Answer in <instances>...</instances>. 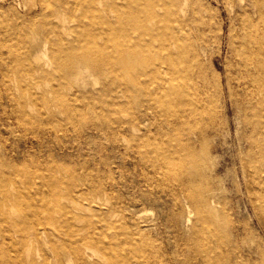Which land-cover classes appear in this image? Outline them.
<instances>
[{"label":"bare ground","instance_id":"6f19581e","mask_svg":"<svg viewBox=\"0 0 264 264\" xmlns=\"http://www.w3.org/2000/svg\"><path fill=\"white\" fill-rule=\"evenodd\" d=\"M62 6L58 0L44 10V22L10 45L11 73L5 81L16 77L32 99H52L70 111L65 116L43 108L35 113L31 104L17 111V121L41 149L52 142L50 158L32 155L20 144L13 150L0 145V264H167L164 258L150 259L144 239L156 223L130 224L125 220L126 211L133 210L129 201L110 205L102 198L116 189L113 169L101 173L66 163L72 158L71 140L105 125L113 134L136 131L150 112H161L178 133V160L162 154L161 167L174 159L181 169L157 179L174 195L188 190L194 179L206 178L205 157L196 147L214 136L210 151L218 149L221 125L215 124L235 113L240 135L233 160L251 190L260 192L251 203L264 232V0H227L228 32L222 21L214 28L197 13L187 18L183 0H79L81 16L69 22L59 21ZM225 44L230 63L222 74L213 69V50L221 53ZM39 50L48 55L42 62ZM40 76L55 82L39 90L31 83ZM76 78L83 80L78 87ZM79 96L98 97L110 108L99 119L79 117ZM126 107L130 117L122 114ZM133 139L141 137L133 134ZM54 145L62 161L54 160ZM220 169L214 166L212 174ZM196 203L215 207L209 194L199 195ZM254 252L261 251L249 248L248 254Z\"/></svg>","mask_w":264,"mask_h":264},{"label":"rangeland","instance_id":"374dc122","mask_svg":"<svg viewBox=\"0 0 264 264\" xmlns=\"http://www.w3.org/2000/svg\"><path fill=\"white\" fill-rule=\"evenodd\" d=\"M62 1L59 21L69 22L81 16L79 0ZM183 1L186 3L187 18H193L197 13L212 21L214 28L222 21L228 32L231 18L224 6L227 0ZM56 3L58 0H0V145L6 144L8 149L13 150L20 144L21 148H30L32 155L42 152L47 158H50L48 147L52 149V142L48 141L49 145L41 149L36 143L37 138L32 133L26 134L17 121V111L25 107L24 104H31L35 113L43 108L51 114L57 112L59 116H65L70 110H64L61 104L52 99L45 103L37 102L25 92L28 87L24 82L16 77L7 82L5 78L11 73L10 45L19 44L20 34L32 31L34 24L43 23L42 12ZM226 51V44L221 53L217 48L213 50V69L218 73L224 74L230 63V55ZM36 53L40 62L48 57L44 50ZM54 82V79L40 76L31 84L42 90ZM81 83L82 79L73 81L77 87ZM97 91L92 92L96 95ZM77 100L79 109L75 113L79 117L81 114L94 119L103 117L102 113L105 114L110 108L98 97L87 99L79 96ZM220 104L218 100V107ZM122 114L130 117V109L124 108ZM215 125H221L218 149L210 151L214 136H208L205 142L203 140L196 147V152L205 157L203 170L206 178L194 179L188 190H178L175 195L157 185V179L162 176L160 173L170 175L181 169L173 163L178 160L175 151H178L176 127L166 121L161 112H150L148 122L136 131L127 129L113 134L107 130V125L104 130L87 131L70 141L72 158L66 163L78 170L87 165L99 169L101 173L113 169L116 189L103 194L102 198L110 205L117 200L129 201L133 210L126 211L125 220L130 224L156 223L144 236L153 262L164 258L167 264H264V232L257 224L256 209L251 203V198L260 192L256 188L251 190L248 177H243L240 163L233 160L237 154V135H240L238 119L232 112L229 116L221 117ZM133 134L140 136L141 140L135 141ZM31 142L35 143L34 146H31ZM54 147V160L62 161L59 146ZM169 153L174 154L175 161L173 159L167 167L162 168L161 155ZM19 161L25 162V159ZM216 165H221V169L212 174ZM201 194L213 196L215 207L212 210L196 203V198ZM257 213L259 215V210ZM188 215L191 216L190 221L186 219ZM236 229L240 233H236ZM256 247L262 253L248 254L249 248Z\"/></svg>","mask_w":264,"mask_h":264}]
</instances>
